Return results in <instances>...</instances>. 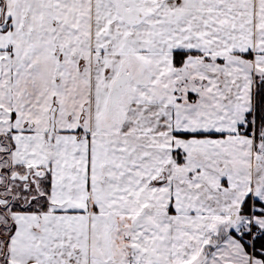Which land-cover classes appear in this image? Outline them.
I'll return each mask as SVG.
<instances>
[{
    "label": "snow or ice",
    "instance_id": "6c2138e0",
    "mask_svg": "<svg viewBox=\"0 0 264 264\" xmlns=\"http://www.w3.org/2000/svg\"><path fill=\"white\" fill-rule=\"evenodd\" d=\"M0 264H264V0H0Z\"/></svg>",
    "mask_w": 264,
    "mask_h": 264
}]
</instances>
